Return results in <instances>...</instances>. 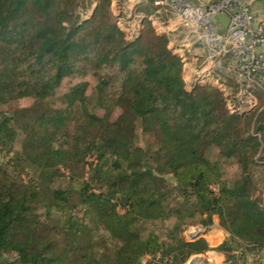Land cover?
<instances>
[{"label":"trees","instance_id":"16d2710c","mask_svg":"<svg viewBox=\"0 0 264 264\" xmlns=\"http://www.w3.org/2000/svg\"><path fill=\"white\" fill-rule=\"evenodd\" d=\"M109 2L82 20L85 0H0V106L33 100L0 108V151L13 154L0 163V264H143L147 255L144 264H182L204 250L180 240L183 226L215 215L240 244L264 250V206L248 170L264 126L255 136L253 114H231L213 84L188 90L182 58L147 18L148 43L125 40L116 21L86 41ZM82 60L110 76L96 72L90 94L86 82L71 86L67 108H77L52 107ZM113 79L118 93L103 95ZM223 158L243 173L224 178Z\"/></svg>","mask_w":264,"mask_h":264},{"label":"rangeland","instance_id":"374dc122","mask_svg":"<svg viewBox=\"0 0 264 264\" xmlns=\"http://www.w3.org/2000/svg\"><path fill=\"white\" fill-rule=\"evenodd\" d=\"M78 0H74V3ZM85 6L79 7V16H81V19H90L95 9L99 3V0H85ZM132 1L131 0H110L109 5L105 7V10L102 12H99L100 14H103L105 11L106 17H100L97 20V22L92 26V28H88L86 31L83 32L84 38L86 41H89L95 31L93 29H101L106 22H113L116 21L118 26L124 31L123 38L127 41H135L138 38L141 37L143 42H150V37L152 36L149 33V26H145L143 24V21L145 18L150 21V16H147L150 13V1H143L141 3H138L136 5L131 6ZM257 12V11H256ZM146 14L144 17H141V15ZM258 17L261 18L260 14L257 12ZM151 22V21H150ZM151 26L154 28L153 33H156L158 35H166L165 32L161 33V29L164 31V28L155 27L153 22H151ZM160 30V31H159ZM165 33V34H164ZM168 46H172V43H169ZM183 54V53H182ZM93 64H89L88 62L81 61L79 64V67L75 74L72 76H65L62 78L59 86L56 88L55 93L50 96L47 100L49 104L55 108L58 109H73L77 108L78 101L74 103V107L67 108L68 102L66 101V94L69 92V88L78 82H86L87 86L85 87V90L88 94L92 92L93 86L97 80V77L99 75H96V72H104L102 75H109L108 69L106 68L105 71H96L93 69ZM188 67L185 64H183L182 68V76L185 80L186 88L188 90H192L196 85L198 84H213L219 88L220 92H223V97L225 101L226 108L228 111H230L231 114H253L252 124L250 127V131L253 132L255 136H258L261 138L262 132L259 129V127L264 126V93H260V99H258L257 103L254 107L245 110V108H248V105L246 103L239 104L238 100L239 98H231V96L234 93L233 85L226 86L223 83H218L213 81L214 79L213 75L210 74L209 77H205V82H198V81H192L190 78V73L188 71ZM100 75V76H102ZM112 78V77H111ZM110 89H107L102 91V94L109 93L112 95L113 93H118L120 84L116 83L113 79L111 81ZM259 91V89H256ZM261 91H263L261 89ZM262 99V100H261ZM33 102L32 98H22L16 101H13L11 103L5 104L3 106H0L1 109H10V108H17V107H23L27 105H31ZM239 106H238V105ZM111 107V106H109ZM107 107V108H109ZM105 109H101L100 112H102ZM109 111H111V118L116 117L120 113V109L118 107H112ZM106 111H103L105 113ZM251 116V115H249ZM259 120V122H257ZM262 124V125H261ZM240 128H243V132L247 133L246 124L243 120L239 121ZM245 130V131H244ZM264 144L261 143L259 146V149L257 153L252 157V162L248 164V170L252 171L253 175V187L252 190L254 192V195H257L260 198V201L262 205L264 206ZM216 152V151H215ZM214 157H216V154H213ZM13 154L6 155L2 151H0V163L3 160L11 159ZM226 158H223L224 161L223 164H221L220 169L223 171V177L228 179L236 178L237 175L243 173V165L242 163L236 164L234 163L235 160H229L226 161ZM242 168V169H240ZM21 174L22 178H26L30 174V168L25 167L24 164L19 166L18 168ZM217 190V187H216ZM199 218V217H198ZM168 220L166 223L168 224ZM183 230L179 233V238L182 241L186 242H194L195 240H201L200 246L204 248L201 252H193L188 259H186L182 264H225L230 258L235 264H264V250L259 249H251L250 246H247L245 244H240L239 240L236 239L232 234L226 230L221 223V219L218 215L213 216V221L210 225L204 226L201 223H199L198 219H194L192 221H188L183 226ZM98 231L100 233L105 234L106 229L104 225L101 224V226L98 227ZM199 232V237H195V235ZM214 233V234H213ZM215 241H213L212 239ZM104 245L107 246V243H104ZM222 247L227 248L231 247L232 251H227L222 249ZM216 252H222L226 255V258L224 260L223 255L212 257L213 254ZM14 255H8L5 254V258H10V260L13 259ZM196 256H200V260H196ZM150 259V256L147 255L143 257L142 262L143 264ZM195 259V260H194Z\"/></svg>","mask_w":264,"mask_h":264},{"label":"built area","instance_id":"2783aa9c","mask_svg":"<svg viewBox=\"0 0 264 264\" xmlns=\"http://www.w3.org/2000/svg\"><path fill=\"white\" fill-rule=\"evenodd\" d=\"M151 1L156 14L150 21L164 28L159 31L166 33L170 48L190 66L189 79L205 82L212 74L215 82L239 87V104L252 105L256 89L264 90V20L254 1ZM220 12L230 17L224 31L212 23Z\"/></svg>","mask_w":264,"mask_h":264},{"label":"crops","instance_id":"0c3cea01","mask_svg":"<svg viewBox=\"0 0 264 264\" xmlns=\"http://www.w3.org/2000/svg\"><path fill=\"white\" fill-rule=\"evenodd\" d=\"M131 1H132L131 6L133 7V5L141 3L144 0H131ZM145 1H148V0H145ZM149 1H150V13L147 16H150L151 18H153L155 16V14H156V9H155L154 5L152 4V1L151 0H149ZM253 1H254V7H255L256 11L260 14L261 18L264 20V0H253ZM145 15L146 14L141 15V17H144ZM154 26L155 27L159 26V23L158 24H154ZM189 73H190V76H191V72L190 71H189ZM260 93H264V90L263 91L259 90L256 93L255 92L253 93V96H251L253 104L252 105L251 104H246V105H248V108H245V110L250 109V108L255 106V104L258 102L257 100L260 99V96H259ZM238 94L239 93L237 92L235 95H232L231 98L234 99V98L238 97ZM197 234H199V232ZM196 235H195V237H196ZM212 240L215 241L214 239H212ZM221 255H223L224 260H225L226 255L224 253L222 254V252H216L215 254H213L212 257L215 258V257H217V256L219 257Z\"/></svg>","mask_w":264,"mask_h":264},{"label":"water","instance_id":"95a60500","mask_svg":"<svg viewBox=\"0 0 264 264\" xmlns=\"http://www.w3.org/2000/svg\"><path fill=\"white\" fill-rule=\"evenodd\" d=\"M212 23L220 28V30H225L228 28L230 23V17L224 13L220 12L215 15V17L212 19ZM200 234H197L196 237H199ZM196 260H200V256H196ZM194 259V260H195Z\"/></svg>","mask_w":264,"mask_h":264}]
</instances>
